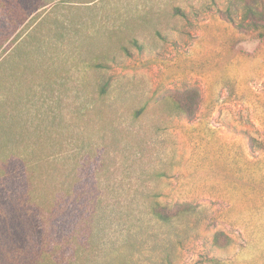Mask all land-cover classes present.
<instances>
[{"label":"rangeland","instance_id":"1","mask_svg":"<svg viewBox=\"0 0 264 264\" xmlns=\"http://www.w3.org/2000/svg\"><path fill=\"white\" fill-rule=\"evenodd\" d=\"M8 56L38 157L113 177L77 217L62 191L37 219L1 206L0 264H264V0H0ZM152 201L186 210L147 220Z\"/></svg>","mask_w":264,"mask_h":264},{"label":"trees","instance_id":"2","mask_svg":"<svg viewBox=\"0 0 264 264\" xmlns=\"http://www.w3.org/2000/svg\"><path fill=\"white\" fill-rule=\"evenodd\" d=\"M248 11L254 12L251 6H248ZM8 59L9 56L0 64V153L5 155L6 151H11L14 172L11 176L13 185L8 183L7 187L4 185L3 176H0L2 188L0 190V207L3 205L16 206L21 211H25L26 215L30 211L31 217L37 219V208L57 205L59 202L57 195L62 191L61 200L69 204L65 215L69 217L83 215L81 210L84 207H95L100 202L99 199L102 200V180L109 181L113 176H69L70 174L65 175L63 171L59 175V168L53 165L54 162L38 157V152L42 153L46 147L51 148L50 145L47 146L46 142L49 132L43 128L45 117L40 114L39 110L31 114L26 107L28 104H25L23 110L17 108L20 93L24 89L28 91L29 86L25 88L26 82L24 86L22 85L23 71L20 69L22 67L14 73L8 72L9 69L6 68ZM24 59L28 61L29 57ZM22 64L24 63L17 62L16 66ZM43 72H45L44 68ZM12 105L17 113L22 116L23 125L26 126L22 134L23 144L15 141V146L12 143L14 140L9 124L14 116L12 115ZM30 123L34 125L32 129ZM106 188L108 192L107 185ZM4 196L9 198L5 200L6 197ZM185 210L180 209L173 214L167 206L158 201H152L146 206L145 214L147 220L167 222L178 217ZM134 217L136 216L130 211L127 220Z\"/></svg>","mask_w":264,"mask_h":264}]
</instances>
